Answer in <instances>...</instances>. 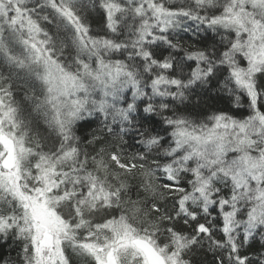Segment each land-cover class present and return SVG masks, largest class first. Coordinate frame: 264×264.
<instances>
[{
    "label": "snow or ice",
    "instance_id": "6c2138e0",
    "mask_svg": "<svg viewBox=\"0 0 264 264\" xmlns=\"http://www.w3.org/2000/svg\"><path fill=\"white\" fill-rule=\"evenodd\" d=\"M0 245L264 264V0H0Z\"/></svg>",
    "mask_w": 264,
    "mask_h": 264
},
{
    "label": "trees",
    "instance_id": "16d2710c",
    "mask_svg": "<svg viewBox=\"0 0 264 264\" xmlns=\"http://www.w3.org/2000/svg\"><path fill=\"white\" fill-rule=\"evenodd\" d=\"M90 22L94 29H99V27L103 24V17L101 14L93 11L90 14ZM211 35L208 37V42L211 43ZM215 83V82H213ZM23 93L20 94L22 97ZM207 103L215 108H221L225 110H231L233 113L240 115L243 113V109H237L232 104L229 103L228 97L222 93H211L210 98L207 100ZM39 120L38 130L40 131L41 135L44 137H48L52 140L55 139V134L52 133L48 128L47 125L43 122L42 118H37ZM101 125L98 120L92 121H85L82 122V126L78 128V134L84 138H88L90 134H97V135H107L106 132H101ZM101 142H98V144ZM258 246V244H257ZM9 254L11 256H15V251L7 245H0V264L8 258ZM193 260L195 264H212V253L210 252H199L197 255L193 256Z\"/></svg>",
    "mask_w": 264,
    "mask_h": 264
}]
</instances>
